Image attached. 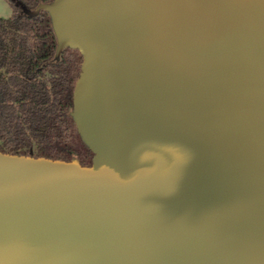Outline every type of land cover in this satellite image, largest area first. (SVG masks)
I'll use <instances>...</instances> for the list:
<instances>
[{"label":"water","instance_id":"water-1","mask_svg":"<svg viewBox=\"0 0 264 264\" xmlns=\"http://www.w3.org/2000/svg\"><path fill=\"white\" fill-rule=\"evenodd\" d=\"M90 166L0 152V264H264V0H53Z\"/></svg>","mask_w":264,"mask_h":264},{"label":"trees","instance_id":"trees-1","mask_svg":"<svg viewBox=\"0 0 264 264\" xmlns=\"http://www.w3.org/2000/svg\"><path fill=\"white\" fill-rule=\"evenodd\" d=\"M5 1L12 13L0 18V152L90 166L71 117L81 53L57 52L49 14H31L53 0Z\"/></svg>","mask_w":264,"mask_h":264},{"label":"rangeland","instance_id":"rangeland-1","mask_svg":"<svg viewBox=\"0 0 264 264\" xmlns=\"http://www.w3.org/2000/svg\"><path fill=\"white\" fill-rule=\"evenodd\" d=\"M23 13H28L27 8L21 6ZM12 10L5 0H0V18H9L11 16Z\"/></svg>","mask_w":264,"mask_h":264}]
</instances>
